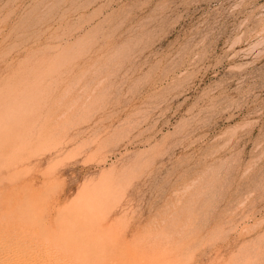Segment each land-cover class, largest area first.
Returning a JSON list of instances; mask_svg holds the SVG:
<instances>
[{"label": "rangeland", "instance_id": "rangeland-1", "mask_svg": "<svg viewBox=\"0 0 264 264\" xmlns=\"http://www.w3.org/2000/svg\"><path fill=\"white\" fill-rule=\"evenodd\" d=\"M0 259L264 264V0H0Z\"/></svg>", "mask_w": 264, "mask_h": 264}, {"label": "bare ground", "instance_id": "bare-ground-1", "mask_svg": "<svg viewBox=\"0 0 264 264\" xmlns=\"http://www.w3.org/2000/svg\"><path fill=\"white\" fill-rule=\"evenodd\" d=\"M29 218H30V216H29ZM30 243V242H29ZM45 243H46V239H45V241H43L42 242V244H44L45 245ZM35 245H37V244H35ZM18 246V245H17ZM19 248V247H18ZM22 248H23V246H22ZM22 248H20V249H22ZM46 248V247H45ZM6 258V257H5ZM10 258V257H9ZM33 258H35V257H33ZM3 259V258H2ZM6 260V259H5ZM0 261H1V259H0ZM4 262V261H3ZM8 262V261H7ZM11 263V262H10ZM25 263V262H24ZM3 264V263H2ZM4 264H6V262L4 263Z\"/></svg>", "mask_w": 264, "mask_h": 264}]
</instances>
